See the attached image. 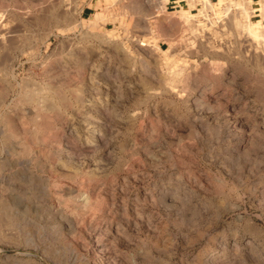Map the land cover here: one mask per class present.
Returning a JSON list of instances; mask_svg holds the SVG:
<instances>
[{"label":"rangeland","instance_id":"374dc122","mask_svg":"<svg viewBox=\"0 0 264 264\" xmlns=\"http://www.w3.org/2000/svg\"><path fill=\"white\" fill-rule=\"evenodd\" d=\"M164 2L0 0V264H264V0Z\"/></svg>","mask_w":264,"mask_h":264},{"label":"bare ground","instance_id":"6f19581e","mask_svg":"<svg viewBox=\"0 0 264 264\" xmlns=\"http://www.w3.org/2000/svg\"><path fill=\"white\" fill-rule=\"evenodd\" d=\"M160 2L163 4V3H165L164 2V0H160ZM161 5V4H160ZM163 10H162V7H161V12H162ZM179 13V18H180V20L182 21V22H184V23H186L187 21H189L190 20V18H191V16H190V12L188 11V10H185V9H181L180 11H178ZM165 14V13H164ZM161 15H163V14H161ZM161 18L163 17V16H160ZM162 20H163V18H162ZM249 22V21H248ZM263 24H261L260 22H258V23H256V24H254V23H251V22H249V27H250V35H251V37L252 38H254V39H257L258 41H259V39L261 38L260 36H262V37H264V26H262ZM94 37V36H93ZM114 37V36H113ZM260 37V38H259ZM97 38L99 39V37H98V35H97ZM101 40V39H100ZM113 39H112V36H108V38L106 39V38H104V40H103V42H106V43H113ZM115 42V41H114ZM102 43V42H101ZM119 46H120V44H119ZM211 47V46H210ZM168 66H170V67H172V65L171 64H169ZM184 70H185V68H184ZM169 71V70H168ZM184 73H183V70H182V72L181 71H176L175 72V70H172V72H171V74H170V76H169V78H168V82H167V84H169L170 82H175L176 80L177 81H179V80H181L182 79V77H181V75H183ZM185 76L187 75V74H184ZM188 79V78H187ZM164 81V80H163ZM183 82V81H182ZM190 82V81H189ZM188 82V83H189ZM165 83V82H164Z\"/></svg>","mask_w":264,"mask_h":264}]
</instances>
